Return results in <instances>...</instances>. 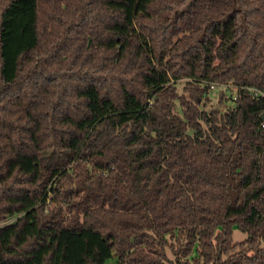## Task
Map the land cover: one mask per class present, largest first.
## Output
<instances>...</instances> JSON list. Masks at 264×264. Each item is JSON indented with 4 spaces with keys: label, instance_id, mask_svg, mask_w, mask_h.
Instances as JSON below:
<instances>
[{
    "label": "trees",
    "instance_id": "obj_1",
    "mask_svg": "<svg viewBox=\"0 0 264 264\" xmlns=\"http://www.w3.org/2000/svg\"><path fill=\"white\" fill-rule=\"evenodd\" d=\"M263 113L264 0H0V197L82 264H264Z\"/></svg>",
    "mask_w": 264,
    "mask_h": 264
},
{
    "label": "rangeland",
    "instance_id": "obj_2",
    "mask_svg": "<svg viewBox=\"0 0 264 264\" xmlns=\"http://www.w3.org/2000/svg\"><path fill=\"white\" fill-rule=\"evenodd\" d=\"M183 84L182 80L177 82L179 92ZM221 92L224 95V100L219 105L217 104L218 94ZM208 99L205 109L207 111L217 109L220 112H225L229 107H232L231 91L227 89L210 90ZM38 202L37 198L26 194L17 196L10 194L0 197V204L8 205V208L0 215V252H5V256H0V264H42L45 256L49 253H53L55 256V264H59L61 256L63 264H82L86 240L82 235H65L45 231L34 238L37 230L35 208ZM245 237L243 233L233 229L234 242H239ZM28 244L29 247H27ZM100 258H103L104 262L99 261ZM91 260L94 261V264H115L113 251L109 247L106 257L93 250Z\"/></svg>",
    "mask_w": 264,
    "mask_h": 264
},
{
    "label": "built area",
    "instance_id": "obj_3",
    "mask_svg": "<svg viewBox=\"0 0 264 264\" xmlns=\"http://www.w3.org/2000/svg\"><path fill=\"white\" fill-rule=\"evenodd\" d=\"M209 87V91L212 89H217V88H222V89H227L229 91H231V103L233 104L234 101L237 99V92H238V88L234 87L230 84H216V83H209L208 85ZM261 128H264V119L262 120L261 124H260Z\"/></svg>",
    "mask_w": 264,
    "mask_h": 264
},
{
    "label": "water",
    "instance_id": "obj_4",
    "mask_svg": "<svg viewBox=\"0 0 264 264\" xmlns=\"http://www.w3.org/2000/svg\"><path fill=\"white\" fill-rule=\"evenodd\" d=\"M264 119V113L261 115V120H263Z\"/></svg>",
    "mask_w": 264,
    "mask_h": 264
}]
</instances>
